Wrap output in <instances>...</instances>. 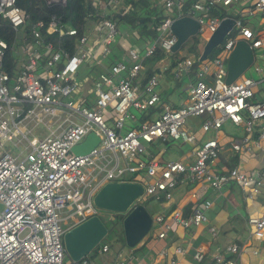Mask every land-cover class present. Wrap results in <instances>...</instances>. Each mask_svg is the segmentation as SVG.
Segmentation results:
<instances>
[{"label": "built area", "instance_id": "obj_1", "mask_svg": "<svg viewBox=\"0 0 264 264\" xmlns=\"http://www.w3.org/2000/svg\"><path fill=\"white\" fill-rule=\"evenodd\" d=\"M120 1L91 0L98 11L108 5L116 6ZM151 1L177 15L158 23L157 37L145 43L144 51L124 40L133 63L127 64L124 58L116 60L99 72L94 81L80 78L78 74L81 70H92L111 54L113 38L118 34L115 21L99 12H90L85 17L86 27L79 34L76 28L52 15L46 27L48 34L75 37L73 45L56 47L53 41L43 38L41 20L32 25L29 33H20L26 17L16 0H0V20L14 31L11 45L0 38V264H65L63 234L91 216L99 215L93 196L106 184L129 180L128 175L138 180L147 177L144 194L152 197L163 193L167 200L177 183L184 180L204 183L214 189L233 182L247 199L260 193L264 186V99L253 101L259 89L258 81L243 73L232 83H226L227 68L223 59L208 60L207 56L200 62L193 54L176 56L171 70L174 80L187 78L188 97L183 106L173 108L162 100L157 90L160 71L154 70L142 85L143 62L147 58L158 49L164 56L176 53L172 47L177 37L170 28L175 19L182 16L195 19L199 24L196 37L203 44L225 18L210 16L212 7L229 6L242 0ZM47 2L65 4L66 0ZM241 13L247 17L259 15L261 25H250L247 17L244 22L234 18L235 28L218 46L227 57L242 37L253 54L258 50L264 57V0H254ZM10 46L16 53L11 62L15 64L14 74L6 69ZM17 53L25 57L23 62ZM255 72L264 74V68L255 66ZM81 80L92 84L86 93ZM157 107L159 110L153 118L138 124L137 115L130 111ZM199 116H203L201 131L213 133L202 140L186 126L189 117ZM227 122L242 127V134L227 145L238 156L237 161L232 167L220 170L217 161L225 145L220 144L219 136ZM40 126L45 129L44 134L35 133ZM90 133L98 137V143L88 153L74 154L72 148L84 142ZM169 139H181L191 144L192 149L182 160L165 163L145 152L147 145ZM6 145L18 151L11 153ZM142 153L149 159L140 157ZM256 153L263 155L261 166L245 169L239 156ZM196 194L193 192L192 198ZM211 206V201L204 200L187 216L179 209L156 214L151 227L156 228L158 238H165L174 224L184 228L200 226L208 222L206 212ZM247 224L250 237L261 242L264 209L250 216ZM209 232L217 235L214 226L209 227ZM108 248L104 245L98 250L99 255ZM174 252L182 255L186 249L178 245ZM238 253L239 246L229 244L222 253L212 256V263L241 264L229 256ZM253 253L258 254V250ZM205 258L202 248L194 251L195 262L203 264ZM81 263L93 264L85 259ZM176 263L175 258L168 262ZM112 264L131 263L122 258ZM260 264H264V257Z\"/></svg>", "mask_w": 264, "mask_h": 264}, {"label": "crops", "instance_id": "obj_2", "mask_svg": "<svg viewBox=\"0 0 264 264\" xmlns=\"http://www.w3.org/2000/svg\"><path fill=\"white\" fill-rule=\"evenodd\" d=\"M102 12L103 11L100 10L99 14L106 15V12L103 14ZM91 24L93 25V22H91ZM164 57L156 61L152 66L153 71L158 70L161 73L159 85L162 83V86L160 89L158 87V91L162 100L170 104L173 108L181 107L187 100V78L183 77L179 81H173L174 79L171 70L174 61L169 62L164 59ZM105 58H102L100 61L101 64L95 65L90 72L92 73L97 66L106 68L109 64L104 62ZM164 67H166L165 70ZM168 70L170 71V76L165 74ZM94 75L96 76L97 74ZM144 76L145 75L143 74V78ZM185 94L187 95L183 98V95ZM192 127L195 128L196 125H192ZM233 127L236 129L239 128L237 126ZM230 133V127L229 129H224L223 126L220 131V144L225 145L217 161L220 170L232 167L238 159V156L233 154V152L227 148L229 141L232 140L229 137ZM208 134L209 135H206L203 138L200 137L201 139L199 140L209 137L213 133ZM241 134L242 127L234 137ZM182 144L188 143L183 142ZM172 146H174L173 152L167 155V150L170 148L172 150ZM150 147L151 145L149 144V152L147 153L154 156V153L150 151ZM190 151L191 149L189 152ZM189 152L181 154L180 148L177 145H169L165 150L163 149L157 156H155L158 157V160L161 163H165L169 160H182ZM165 154L167 156H164ZM245 156L248 157L245 158ZM239 157L242 159L245 169L258 168L263 161V155L261 153H256L252 156L241 155ZM142 158L149 159L148 155H143ZM127 178L129 180L114 183H131L140 185V183L145 184L144 181L148 180V178L138 180L130 175H128ZM183 183L186 185H182ZM193 192L197 193L195 198H192L191 196ZM211 193L214 194L213 199L209 198ZM142 194L143 196H141L140 203L143 201L145 202L147 197L151 198V196L145 195L144 192H142ZM152 197V199L157 202V205L153 206L152 209V211H155V214H168L174 209H179L183 212L184 216L190 215L194 207L204 200H209L212 202V206L206 212L208 222L190 228H184L180 225L174 224L165 238H158L156 235V228L154 227V229H150L147 235L134 247L126 249L123 245L114 244L111 248H108L107 252L102 253L101 255L98 253L97 257L91 261L93 264H112L114 260L122 258L129 260L131 264H168L171 258L177 260L176 264H199L193 259V253L197 248H202L206 252V258L203 264H213L212 256L215 253H222L225 246L229 244H236L239 246L240 253L229 256L234 257L241 264L261 263L262 258L264 257V238L261 242H258L250 237L251 231L248 227L247 219L250 216L258 215L264 209V186H262L260 193L257 196L253 199H247L244 196L242 189L233 182L222 186L220 189H214L204 183L193 185L191 182L184 180L177 183L172 190V197L169 200L165 198L163 193ZM150 200H148L147 203ZM210 226H214L217 229L216 236L211 235L209 232ZM241 231H246L248 237H242L240 233ZM115 245L116 249L114 248ZM178 245H181L186 249L184 254H175L174 248ZM255 249L258 250V254L253 253V250ZM107 260L110 262L108 263Z\"/></svg>", "mask_w": 264, "mask_h": 264}, {"label": "water", "instance_id": "obj_3", "mask_svg": "<svg viewBox=\"0 0 264 264\" xmlns=\"http://www.w3.org/2000/svg\"><path fill=\"white\" fill-rule=\"evenodd\" d=\"M235 22L236 20L232 17H225L221 20L217 30L202 44L200 61L206 59L212 50L223 41L226 34L234 27ZM170 28L177 37L172 51L177 52L185 42L197 35L199 24L189 16H182L175 19ZM253 60L254 54L249 43L244 39H238L228 55L226 83H232L240 77L253 63ZM98 141V137L94 133H90L84 142L72 148V152L74 154L88 153ZM139 192L142 193L143 188L138 184L109 183L97 192L94 202L98 207L112 211L122 206V210L119 211H123L129 207L133 197ZM112 201H118L116 203L118 206L112 207L115 205V203H110ZM151 225L152 216L148 209L142 204L136 205L123 219L126 245L128 247L137 245L147 235ZM107 231L98 215L76 224L63 234L66 255L73 262L82 260L100 243Z\"/></svg>", "mask_w": 264, "mask_h": 264}, {"label": "trees", "instance_id": "obj_4", "mask_svg": "<svg viewBox=\"0 0 264 264\" xmlns=\"http://www.w3.org/2000/svg\"><path fill=\"white\" fill-rule=\"evenodd\" d=\"M126 6L124 10L113 13V14H106L105 17L112 19L117 24L122 23L123 21H129L133 24V26L138 27L144 31L152 32L153 37H157V32L155 27L158 23L165 18L164 13L162 12V8L157 7L153 2L150 0H125ZM153 3V4H152ZM16 4L19 6L21 12L26 17L25 19V28L24 33H29L33 24L37 21L41 20L44 22V27L40 30L43 33V38L45 40H51L55 44L56 47L73 45V41L75 39L74 36L63 35L59 36L58 33L48 34L46 31V27L48 21L55 15L60 22L69 25L70 27H74L78 30L79 34H81L85 27H86V20L85 17L90 13H98L99 11L95 9L92 5L91 0H66L65 4L61 3H48L47 0H16ZM143 7L153 8L156 11V16L154 18V30L149 29L150 19L146 15H142L138 13V9L141 10ZM138 8V9H137ZM127 9V10H126ZM159 9V10H158ZM236 19H242L244 22L246 20L245 16L237 15L234 16ZM232 33H236L234 30ZM0 38L5 39L10 45L14 40V31L11 27L7 24L3 23L0 20ZM192 46L199 45L200 47L202 44L199 41V38L193 36L190 38ZM195 55V54H194ZM196 56H199L196 54ZM16 57V53L14 50L9 47V50L6 53V69L9 73H15V64H12L13 59ZM164 57V54L158 49L156 53L146 59L147 68L144 73V80H146L152 73V64L156 61L160 60ZM209 57H216L215 54H210ZM113 60V59H110ZM173 63V62H172ZM174 65V64H173ZM159 108H151L145 111H140L137 117V124L144 121L145 119H151L154 116V112H157ZM167 143V142H165ZM194 185V183H192ZM151 197L150 199H152ZM149 199V200H150ZM138 204H142L146 207L144 203L137 202L135 204L130 205L123 211H111L105 210L106 216H101L100 210L98 211L99 217L102 222L105 224L107 228L106 236H109L107 240H105L106 236L100 241V243L82 260L74 263V264H82L81 262L85 259L88 261H93L97 255L98 250L101 249L104 245H108L111 248L114 244H120L123 246L126 245L124 230H123V219L125 216ZM152 216V215H151ZM68 257V256H66Z\"/></svg>", "mask_w": 264, "mask_h": 264}, {"label": "rangeland", "instance_id": "obj_5", "mask_svg": "<svg viewBox=\"0 0 264 264\" xmlns=\"http://www.w3.org/2000/svg\"><path fill=\"white\" fill-rule=\"evenodd\" d=\"M125 4H126V1L125 0H121L120 3L118 5H116V6L108 5V7L104 8L103 10H101V11H103L102 14L105 13V12H106V14L118 13V12L124 10V8L126 6ZM253 4H254V0H242L239 3H234V4H231L229 6H220V5L219 6H214V7H212L211 12L209 13V15L210 16H218V17H232V18H234V16H237V15L238 16L239 15L242 16V13H241L242 9L246 8L247 6H251ZM160 8H162V7H160ZM162 12L164 13L165 17H174V16L177 15L176 12H169L168 10H165V9H163ZM138 13H140L142 15L143 14L146 15L150 19L149 29H153L154 30V18L156 16V11L153 8L143 7L141 10L138 9ZM245 17H247V16H245ZM247 20H248V23L250 25L254 26V27H258L259 25H261L260 24V16L259 15L254 16V17L253 16H248ZM24 28L25 27H23L22 31L20 30V33H24L23 32ZM234 28H235V26H234ZM262 29H264V26L262 27ZM20 38H21V36L18 37V42H20ZM240 39H243V38L241 37ZM124 40L127 41L130 44H133V45L135 44V45L139 46L142 49V51H144L145 50V43L153 42L155 40V38L153 37L152 32L151 33L150 32L147 33L146 31H144V30H142V29H140L138 27L133 26V24L130 23L129 21H123L122 23H119L118 24V34L113 38V43L111 45V54H109L104 60V62L106 64H110L111 62H113L115 60L119 61L122 58H124L126 60L127 64H129V65H131L133 63L128 57V54H127V47L128 46L125 45ZM201 41L204 42V37H203V39L201 38ZM18 50H19V47L16 48V52H18ZM200 53H201V47L199 45L192 46L191 40L189 39L187 42H185L181 46V48L178 50V52H176L175 54H173L171 56H165L164 59H166L169 62H171V61L175 60L176 56H188V55H193V54H195V55L197 54V55L200 56ZM211 53L215 54L216 57H219V58L223 59L225 64H227L228 56L225 57V51L220 49V46L215 47L212 50ZM18 56L20 57V61L23 62L25 57L22 56L21 54H18ZM254 56H255L254 63L251 64L246 69V71L244 72V75H246L248 77H251L254 80L259 82L258 83V88L259 89H258V92L254 95L253 101H260V100L264 99V74H258L257 72H255V66H261V67L264 68V57L262 56L261 51H258V50L254 51ZM211 58L212 57L208 56L207 59L210 60ZM110 59H113V60H110ZM153 64L151 66H153ZM143 68H144V72H145V70L147 68L146 60L143 62ZM104 69L105 68L102 67V66H97L92 71V73L90 71L81 70L78 75H79L80 78L87 77L90 80H94L95 81L96 78H97L98 73L103 71ZM144 72L142 73V75L144 74ZM94 74H97V75L95 76ZM165 74L167 76H170V71L168 70ZM173 81H175V80H173ZM81 84L83 86V92L84 93L89 91L91 89V87H92L91 83H86L84 80H81ZM143 84H145V80L142 82V85ZM161 86H162V83L158 86L159 89H160ZM158 87H157V90H158ZM186 95L187 94L183 95V98ZM186 97H188V95ZM130 111L132 113L136 114V115H138L139 112H140V111H138V110H136L134 108H131ZM202 121H203V116H199V117H189L187 119V122H186V126L189 129H191L192 132H194L196 135H198L197 137L199 139H201L200 137L203 138L206 135H209V134L204 133V132L201 131V129H200L201 127L200 126H201V122ZM128 124H130V122ZM192 125H196V127L193 128ZM229 127H230V131H231L229 137L231 139H233L235 134L240 131L241 127L236 129L230 124V122H227L224 125V129L225 128L229 129ZM35 133L44 134L45 133V129L42 126H40V127H38L35 130ZM182 143H183V141L181 139H179V140L169 139V141L167 143H165L164 141H156V142L152 143L153 145L150 144L151 145L150 151L154 153V156L155 155L157 156L160 151H162L163 149L165 150L169 145H177L180 148V153L181 154L182 153L186 154L187 152H189L190 149H192V147L190 146L191 144L189 145V143L188 144H182ZM148 146L145 148V152L146 153L149 152ZM5 148L7 150H9L11 153H14V154L18 151L17 148H15V147H13L11 145H6ZM173 148H174V146H172V150H171V148L168 149L166 154L169 155L171 152H173ZM147 154H149V153H147ZM166 154L164 156H167ZM140 157H143V153L141 154ZM247 157L248 156H245V158H247ZM145 178L147 179V177H145ZM140 185L142 186V188L144 187L143 183H140ZM182 185H186V184L183 183ZM135 195L137 197L136 196L133 197L132 203L130 205L139 202L141 200V196H143V194L140 193V192L135 194ZM213 195L214 194L211 193L209 198L213 199ZM94 197L95 196H93L94 207L98 211L100 210L101 216L105 217L106 214L103 211V209L98 207L95 204ZM149 199H150V197H147V199H145L146 201L145 202L143 201L142 203H144L148 207V208L147 207L146 208L149 209L148 211L150 212V214L154 218L156 216V214L154 213L155 211H152V209H153V206L157 205V202L155 200L151 199L147 203V201ZM115 209L116 210H113V211L122 210V206H120L119 208H115ZM67 224H68V222H65V225H67ZM150 229L152 230L153 227H151ZM240 233H241L242 237H244V238L248 237V234H247L246 231H241ZM108 237L109 236H106L105 240H107ZM125 247H126V249L129 248L128 246H125ZM114 248L116 249V245L114 246ZM107 261H108V263L110 262L109 260H107ZM64 263L65 264H72V260L69 257H66Z\"/></svg>", "mask_w": 264, "mask_h": 264}, {"label": "bare ground", "instance_id": "obj_6", "mask_svg": "<svg viewBox=\"0 0 264 264\" xmlns=\"http://www.w3.org/2000/svg\"><path fill=\"white\" fill-rule=\"evenodd\" d=\"M118 201H112V202H110V203H115V205L114 206H112V207H117L118 205H116V203H117ZM109 203V204H110ZM110 206H111V204H110Z\"/></svg>", "mask_w": 264, "mask_h": 264}, {"label": "clouds", "instance_id": "obj_7", "mask_svg": "<svg viewBox=\"0 0 264 264\" xmlns=\"http://www.w3.org/2000/svg\"><path fill=\"white\" fill-rule=\"evenodd\" d=\"M209 56V55H208Z\"/></svg>", "mask_w": 264, "mask_h": 264}]
</instances>
